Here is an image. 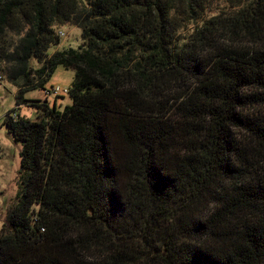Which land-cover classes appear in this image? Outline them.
I'll return each mask as SVG.
<instances>
[{
    "label": "trees",
    "instance_id": "1",
    "mask_svg": "<svg viewBox=\"0 0 264 264\" xmlns=\"http://www.w3.org/2000/svg\"><path fill=\"white\" fill-rule=\"evenodd\" d=\"M215 1L0 0L17 110L74 71L70 106L4 120L0 264H264V0Z\"/></svg>",
    "mask_w": 264,
    "mask_h": 264
},
{
    "label": "rangeland",
    "instance_id": "2",
    "mask_svg": "<svg viewBox=\"0 0 264 264\" xmlns=\"http://www.w3.org/2000/svg\"><path fill=\"white\" fill-rule=\"evenodd\" d=\"M225 1L234 2L233 0H216L215 5L220 8L221 6L224 7ZM59 31L63 32L65 36L60 38V45L50 49L49 53L51 54L55 50L77 49L80 45V31L70 26L62 27ZM0 77L2 78L0 80V231L2 232V226L11 207L16 204V198L20 192L21 151V144L17 143L8 132L4 120L7 116L16 114L36 122L41 115V110L36 106L38 103H33V101L45 102L49 108H53L55 105L57 110H63L66 106H70L71 100L68 95L60 94L57 96L51 90L57 87L61 90L69 89L74 78V71L58 67L45 84L44 89L37 88L23 94L27 102L20 107V110L16 109L15 104L17 89L5 80L2 73H0Z\"/></svg>",
    "mask_w": 264,
    "mask_h": 264
},
{
    "label": "built area",
    "instance_id": "3",
    "mask_svg": "<svg viewBox=\"0 0 264 264\" xmlns=\"http://www.w3.org/2000/svg\"><path fill=\"white\" fill-rule=\"evenodd\" d=\"M65 35L63 34V32H61V31H58V37L59 38H62V37H64ZM0 80H1V78H0ZM52 93H54L55 95H60V94H66V95H68V93H69V89H64V90H61L59 87H57V88H53L52 90Z\"/></svg>",
    "mask_w": 264,
    "mask_h": 264
}]
</instances>
